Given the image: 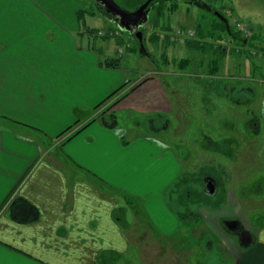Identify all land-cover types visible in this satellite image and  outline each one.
I'll return each mask as SVG.
<instances>
[{
    "label": "crops",
    "instance_id": "0c3cea01",
    "mask_svg": "<svg viewBox=\"0 0 264 264\" xmlns=\"http://www.w3.org/2000/svg\"><path fill=\"white\" fill-rule=\"evenodd\" d=\"M205 1L245 25L264 22L260 21L264 14L261 17L252 9L255 0ZM237 9L250 10L242 13L249 23ZM72 14L67 15V0H0V264H115L116 257L132 244L141 255L146 241L136 240L140 232L146 233L149 246L157 250V264H178L180 252L176 251L183 250L187 237H179L177 217L184 213L174 209L176 215L171 214L167 190L181 177L178 186L189 187L193 176L181 172L174 151L152 134L123 141L125 131L115 127L114 116L108 113L90 123V117L84 118L77 124L83 127L79 131L56 138L73 124L74 109L92 108L113 89L109 75L118 69L101 65L97 52L82 45ZM214 24L208 18L207 26L196 27L194 37L211 38L217 32L219 43L225 37ZM174 31L160 36L177 41ZM213 44V48L219 45ZM99 73L109 81H99ZM159 80L129 82L117 102L107 108L149 114L148 122L156 128L167 103ZM109 115L111 119L105 120ZM84 172L117 193L99 189L93 180L85 179ZM209 176H202V185ZM17 196L38 209L36 222L19 224L9 219V201ZM120 200H135L142 207L133 208L132 218L123 211L118 220L113 212L124 208ZM188 205L181 206L191 215ZM223 220L225 230L240 239L234 257L225 250L232 264H264V222L252 231L237 220ZM231 223L237 224L236 231ZM193 225L192 232L199 233V224ZM164 248L169 250V263Z\"/></svg>",
    "mask_w": 264,
    "mask_h": 264
},
{
    "label": "rangeland",
    "instance_id": "374dc122",
    "mask_svg": "<svg viewBox=\"0 0 264 264\" xmlns=\"http://www.w3.org/2000/svg\"><path fill=\"white\" fill-rule=\"evenodd\" d=\"M254 3L253 11L262 17L264 0H255ZM170 4L157 2L151 7L148 21L141 27L146 32L145 36L160 33L152 22L158 25L164 21L174 29L190 26L195 35L198 25L207 26V19H213L212 11L208 8L180 2L170 11ZM159 5H162V12L157 15ZM237 11L241 13V19L248 22L244 15L250 10ZM71 12L79 25L77 38L83 46L89 45L97 52L101 65L105 64L107 58L119 59L118 69L113 70L109 77L115 83L113 89L123 87L114 93L111 89L92 108L74 109V122L70 125L73 127L62 138L75 130L78 118H98L108 113L114 116L115 127L125 131L123 141L152 134L174 151L180 161L181 172L192 175V179L210 173L209 177L214 181L212 173L217 175L218 185L215 183V186L218 190L213 195H204L208 205L190 201L188 208L192 212L187 215V208L182 207L176 198L198 189L191 183L190 188L177 186V190L170 193L168 198L171 205L168 207L173 215H176L174 209L184 213L180 219L177 217L178 226L181 227L179 237H187L184 239L186 244L182 245L183 250L176 251L180 252L178 264H232V256L238 253L240 247V239L225 230L223 219L237 220L252 231L264 222V22L253 25L254 32L243 42L226 35L219 43L217 39L206 38L207 35L203 38L197 35L194 44L187 43L186 38L181 46L173 38L170 42L158 44L144 39L145 52H141L140 49L133 50L134 36L128 35L127 31L103 14L93 0H67V15ZM223 14L230 17L227 11H223ZM260 21H264V18ZM252 35H256V38H251ZM214 42L226 49L224 53L220 51V57L214 55L210 47L206 50ZM202 43L205 52L200 49ZM148 54L152 57H147ZM216 57L220 58L218 71L211 75L207 64ZM183 58L187 59V64L179 67L177 63ZM148 76L160 79L167 102L155 122L156 128H151L149 114L136 109L110 111L107 108L121 96L122 89L129 82ZM98 78L102 83L109 81L107 76L100 73ZM110 116H105V120L111 119ZM252 120H256L257 124ZM256 183L260 186L253 189L251 186ZM202 186L200 190H204ZM121 204L124 212L127 211L129 218H132L133 208L137 204L120 200ZM195 213L199 214L198 221H201L197 227L198 236L192 232ZM137 234L136 240L146 241L141 249L145 264H157V250L149 246L146 233ZM226 248L232 256L225 251ZM163 251L167 258L169 256V263V250L164 248ZM141 255L137 246L132 244L123 255L116 257L115 264H143Z\"/></svg>",
    "mask_w": 264,
    "mask_h": 264
},
{
    "label": "trees",
    "instance_id": "16d2710c",
    "mask_svg": "<svg viewBox=\"0 0 264 264\" xmlns=\"http://www.w3.org/2000/svg\"><path fill=\"white\" fill-rule=\"evenodd\" d=\"M94 1V0H93ZM121 7H123L124 9H127V10H133L135 8H137L141 3H143L145 0H115ZM157 2H170V7H169V10L170 11H173L175 9V7L177 6L178 3H191V4H194V3H197L200 7H204V8H210V10L212 11V14H213V19H214V25H213V28L216 29V30H219L220 34H224L226 35L227 37H230L231 39H237L238 41L240 42H243V41H246V38L247 37H243L239 32L238 30L234 29L229 23H228V19L219 11H217L216 9H214L211 5H209L208 2H206L205 0H153L151 3H150V9L153 5H157ZM94 3L96 4L97 8L101 9V11L103 12V14H105L106 16L111 17L109 14L105 13L104 9L94 1ZM158 10H157V15H160V13L162 12V5H159L157 6ZM215 12H217L219 14L216 15ZM153 26H156L155 27V30L157 29V25H155V22H152L151 23ZM159 28L161 31L159 34L157 33H151L148 37L145 36L146 32L144 30L143 32V41L144 39L145 40H149L152 44H158V42H168L167 39H169L170 37H165V35L163 36H160V34L162 33H165L166 31H171L172 30V27L170 26V24H167L166 22L164 23V21L161 23V24H158ZM163 30V31H162ZM165 31V32H164ZM128 35H130L131 37H133L132 34L128 33ZM219 35V34H218ZM203 34L201 35V37L203 38ZM220 36V35H219ZM165 37V38H164ZM200 37V35L198 36ZM197 37V38H198ZM165 40H164V39ZM211 38H214V39H217V37H211ZM251 38H256V35H252ZM133 42L135 43L134 44V47H133V50H138L139 49V44L137 42V40L135 39V37L132 38ZM196 38L193 37L192 38H189V40L187 39V43H190L193 41V43L196 42ZM190 41V42H189ZM208 41V40H207ZM144 43V42H143ZM146 43H144V47H145ZM214 44L211 43L210 46H208L206 48V50L210 47V49L212 50V52L215 54H218L219 57H220V51H222L223 53L226 51L225 48L221 47V45H217L215 48H213ZM200 49H203V52H205L206 50H204V44L202 43L200 45ZM147 50V49H146ZM149 55V56H148ZM147 57H152L151 54H148ZM216 58L214 59L212 62H210L209 64V70H208V73L209 74H215L216 71H217V68H218V61L220 58ZM119 59H106L105 61V66L107 67H112V68H118L119 67ZM178 66L179 67H185L186 64H187V59L183 58V59H180L178 61ZM152 76H148V77H145L142 79V81L146 80V79H149L151 78ZM125 85V84H124ZM137 86V85H136ZM123 87V86H122ZM119 90V89H117ZM117 90H115L114 92H116ZM113 92V93H114ZM111 96V94H110ZM107 97L103 102H101L99 105H102L105 101L108 100ZM117 102L114 101L110 106L114 105L115 103ZM98 107V106H96ZM97 118H91L88 122H91L93 120H95ZM82 120V118H78L77 119V122L79 123L80 121ZM84 126V125H83ZM73 126H70L68 128H66L63 132H61L56 138H59L61 137L63 134H65L66 132H68ZM76 128V127H75ZM81 128H83L82 126L81 127H78L77 129L73 130L71 132L70 135L76 133L77 131H79ZM69 135V136H70ZM80 169V168H79ZM84 171V170H82ZM86 172H84V176L86 177L85 179H90L91 181L93 180L94 183L97 185V187H99V189L103 190L104 192L108 193V194H116L117 190L113 189L111 186L109 185H105L103 182H101L98 178H95L93 175L91 174H87ZM210 175V173H209ZM212 177L214 178V181L215 183H217L216 185H218V176L213 174L212 173ZM92 181V182H93ZM182 177L179 178L177 180V182L175 184H173V186H171V188H169L167 190V197H169L173 192V189L178 186L180 184V182H182ZM185 181V180H184ZM202 182H203V178L201 177H198L196 179H192V182L191 183H194L198 189H195V191H187L186 193H183L181 195V199L179 198V201L181 204L183 203H187V202H192V203H195V204H200V205H208V200L205 199V196H206V193H204V191L200 190V187L202 185ZM219 185H221L219 183ZM260 184L259 183H256V184H252V188L253 189H257L259 188ZM250 187V188H251ZM189 188H190V184H189ZM187 189V188H186ZM185 190V189H184ZM205 195V196H204ZM183 197V198H182ZM169 203V205H171V202H169L170 198L167 199ZM134 202L137 204V207L135 208L136 210L137 209H141V204H139V202L135 201ZM123 211L124 208L123 207H118L117 209H115V211L113 212V217L115 219H119V216L121 214H123ZM196 214V213H195ZM198 214V213H197ZM7 216L9 217V219L13 222H16V223H19V224H30V223H34L36 222L38 219H39V211L38 209L33 205L31 204L30 202H28L27 200H25L24 198L20 197V196H17V197H13L10 201H9V204H8V207H7ZM123 216V215H122ZM195 217H198L199 218V215L198 216H195ZM195 217H194V220H195ZM197 219V218H196ZM200 219V218H199ZM201 221H198V220H195L193 223L195 224H200Z\"/></svg>",
    "mask_w": 264,
    "mask_h": 264
},
{
    "label": "water",
    "instance_id": "95a60500",
    "mask_svg": "<svg viewBox=\"0 0 264 264\" xmlns=\"http://www.w3.org/2000/svg\"><path fill=\"white\" fill-rule=\"evenodd\" d=\"M98 3L105 11V13L111 16V19L116 22L120 28L127 31L128 33H132L134 31V37L139 42L140 51L145 52V47L143 43V31L141 27L147 23L148 15L150 11V3L153 0H145L141 3L137 8L133 10H127L121 7L115 0H94ZM197 7H200L197 3H194ZM210 10V8H208ZM216 15L219 16L217 12ZM213 191L207 192L213 194L214 192V184Z\"/></svg>",
    "mask_w": 264,
    "mask_h": 264
},
{
    "label": "built area",
    "instance_id": "2783aa9c",
    "mask_svg": "<svg viewBox=\"0 0 264 264\" xmlns=\"http://www.w3.org/2000/svg\"><path fill=\"white\" fill-rule=\"evenodd\" d=\"M228 23L243 36L248 37L253 32L254 29L252 26L245 25L244 23L237 20L236 17L230 16L228 18ZM174 34L176 35L178 44L181 46L184 44L186 37H193L194 31L191 27H188L186 29H181L180 27L175 28Z\"/></svg>",
    "mask_w": 264,
    "mask_h": 264
},
{
    "label": "flooded vegetation",
    "instance_id": "af4514ba",
    "mask_svg": "<svg viewBox=\"0 0 264 264\" xmlns=\"http://www.w3.org/2000/svg\"><path fill=\"white\" fill-rule=\"evenodd\" d=\"M111 18V17H110ZM133 36H134V31L131 33ZM251 122H254V124L256 123L257 124V122H256V120H252ZM250 122V123H251ZM213 184H214V192H213V194H215L216 193V186H215V182L213 181V180H211V179H209V178H204V189H205V192H211V191H213ZM207 194H209V195H213V194H210V193H207ZM237 224L236 223H231L230 224V228L231 229H233L232 231H234V230H236L237 229V226H236ZM238 229H239V227H238Z\"/></svg>",
    "mask_w": 264,
    "mask_h": 264
}]
</instances>
